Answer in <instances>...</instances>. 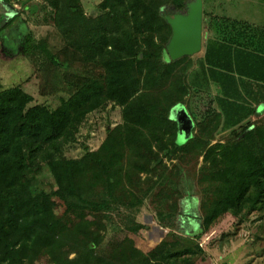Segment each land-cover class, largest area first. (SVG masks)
Instances as JSON below:
<instances>
[{
  "label": "trees",
  "instance_id": "1",
  "mask_svg": "<svg viewBox=\"0 0 264 264\" xmlns=\"http://www.w3.org/2000/svg\"><path fill=\"white\" fill-rule=\"evenodd\" d=\"M156 1L103 0L101 8L107 10L106 16L84 39L82 48L88 52L82 58L102 66L105 73L101 78L84 80L54 110L44 105L29 106L32 97L19 87L0 91V264H30L42 254L53 264H116L96 253L100 237L84 221V216L108 210L111 202L120 201L123 188L118 177L119 154L112 144H103L98 152L86 151L80 159H65L62 154L64 146L75 139L86 113L105 103L121 107L123 120L128 126H135L138 134L147 131L153 141L169 142L170 147L165 145L159 150L154 165L161 167L163 158L173 159L178 152L184 154L200 142L204 163L208 162L212 177L219 179L215 200L204 214L197 217L191 199L188 207L176 213L170 222L169 227L184 234L185 240L174 232L148 254L121 264H193L203 254L200 243L204 235H215V223L220 224L226 217H238L245 209L254 211L263 206L264 127L256 126L255 119H250L255 114L252 104L231 102L230 94L223 90L222 96L206 97L205 103H200L203 99L193 92L199 101L197 105L204 106L200 120L188 112L193 129L200 126L203 133L207 125L215 124L219 132H229L233 138L209 146L210 142L203 141L196 132L191 133L185 144H176L178 129L169 118L170 110L185 104L183 99L189 89L207 91L209 86L192 85L188 80L192 66L187 61L190 67L180 83L181 91L159 98L151 94L157 81L173 67L161 64L171 36L166 17L185 13L191 0H166L162 7ZM63 6L67 8L64 19L74 22L72 4ZM209 23L213 29L215 18ZM222 45L214 39L207 42L204 59L207 66H199L201 75H197L203 76L207 83H215L214 74L224 68L214 66L216 46ZM50 60L57 63L53 57ZM183 60L188 57L174 63ZM229 75L221 74L227 84L233 80ZM134 139L150 142L145 137ZM44 165L54 179L55 189L51 192L37 186ZM98 184L108 198L87 197V192ZM54 199L64 206L60 217L55 214ZM71 220H77L82 229L71 225ZM66 251L74 253V258L68 260Z\"/></svg>",
  "mask_w": 264,
  "mask_h": 264
},
{
  "label": "rangeland",
  "instance_id": "2",
  "mask_svg": "<svg viewBox=\"0 0 264 264\" xmlns=\"http://www.w3.org/2000/svg\"><path fill=\"white\" fill-rule=\"evenodd\" d=\"M68 2L75 9L74 22L64 19L67 8L63 5ZM102 2L0 0V91L19 87L32 97L29 106L44 105L54 110L78 90L84 80L101 78L105 73L103 67L83 60L82 55L88 51L82 48V43L94 25L100 24L106 16L107 10L101 8ZM156 2H160L162 7L167 1ZM211 20L205 12L202 32L203 29H211ZM105 26L108 27L107 21ZM50 57L57 63L53 64ZM162 60L163 66L173 67H166L170 71L166 75L161 73L162 77L160 73H153L162 78L157 81L156 89L151 90V94L158 98L181 91L180 83L190 67L187 60L174 63L166 58L165 49ZM183 100L185 104L178 106H183L187 113L193 112L200 120L204 106L197 105L199 101L193 91L189 89ZM175 107L169 112L171 120L174 119L172 112ZM254 124L264 127V114L255 118ZM134 127L123 120L121 107L112 103L102 104L86 113L75 139L65 145L62 152L65 159L75 160L82 158L86 151L98 152L103 144H112L119 154L118 177L123 188L120 201L111 202L108 210L84 216V221L100 237L101 245L96 253L103 260L116 264L148 254L174 232L185 240L184 234L169 227L170 222L176 213L188 207L191 199L195 202L199 218L215 200L219 183L218 177H212L208 162L204 163L203 155H200L202 143L193 144L184 154L178 152L173 159L163 158L162 166L158 167L154 165V158L163 146L170 147L169 142L153 141L147 131L138 134ZM196 132L203 141L210 142L209 146L224 144L233 138L229 132H219L215 124L207 125L203 133L200 126L191 133ZM137 136L148 138L150 142L136 141L134 138ZM189 138L178 133L176 144L183 145ZM37 186L45 192L55 189L54 179L45 165ZM87 194L93 200L108 198L100 184ZM54 200L55 214L60 217L64 206L58 199ZM220 222L215 223V235L204 244L203 254L196 257L193 264H264V204L257 210L245 209L238 217H226ZM69 223L76 229H82L77 220ZM163 230L167 233L164 234ZM66 253L68 260L74 258V253ZM30 264L53 263L46 254H42Z\"/></svg>",
  "mask_w": 264,
  "mask_h": 264
},
{
  "label": "crops",
  "instance_id": "3",
  "mask_svg": "<svg viewBox=\"0 0 264 264\" xmlns=\"http://www.w3.org/2000/svg\"><path fill=\"white\" fill-rule=\"evenodd\" d=\"M204 13L215 18L213 29H203V43L199 53L187 56L191 69L188 80L194 87L209 86L207 91H194L205 103L206 97L222 96V90L229 93L231 102L252 104L255 109L250 119L264 114V0H202ZM214 39L222 42L216 46L214 66L215 83H207L199 66L204 63L207 42ZM221 72V73H219ZM221 74H230L233 80L227 84ZM202 107V106H201ZM216 108V106H215Z\"/></svg>",
  "mask_w": 264,
  "mask_h": 264
},
{
  "label": "water",
  "instance_id": "4",
  "mask_svg": "<svg viewBox=\"0 0 264 264\" xmlns=\"http://www.w3.org/2000/svg\"><path fill=\"white\" fill-rule=\"evenodd\" d=\"M171 36L165 46V56L171 61L200 52L203 43L202 0H191L185 6V13L166 17ZM178 133L190 137L193 121L183 106H176L172 112ZM177 133V135H178Z\"/></svg>",
  "mask_w": 264,
  "mask_h": 264
},
{
  "label": "built area",
  "instance_id": "5",
  "mask_svg": "<svg viewBox=\"0 0 264 264\" xmlns=\"http://www.w3.org/2000/svg\"><path fill=\"white\" fill-rule=\"evenodd\" d=\"M163 233L164 234H166L167 233V230H163ZM214 234H212V235H204V237H203V239H202V241H201V246H203V248H204V244H206V242L213 236Z\"/></svg>",
  "mask_w": 264,
  "mask_h": 264
}]
</instances>
